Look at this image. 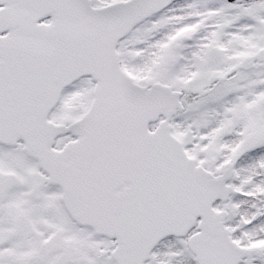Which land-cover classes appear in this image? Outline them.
I'll return each mask as SVG.
<instances>
[{
	"label": "snow or ice",
	"instance_id": "snow-or-ice-1",
	"mask_svg": "<svg viewBox=\"0 0 264 264\" xmlns=\"http://www.w3.org/2000/svg\"><path fill=\"white\" fill-rule=\"evenodd\" d=\"M0 264H264V0H0Z\"/></svg>",
	"mask_w": 264,
	"mask_h": 264
}]
</instances>
